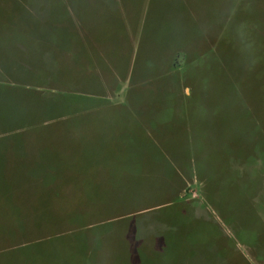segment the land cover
Segmentation results:
<instances>
[{"label":"rangeland","instance_id":"374dc122","mask_svg":"<svg viewBox=\"0 0 264 264\" xmlns=\"http://www.w3.org/2000/svg\"><path fill=\"white\" fill-rule=\"evenodd\" d=\"M0 264H264V0H0Z\"/></svg>","mask_w":264,"mask_h":264}]
</instances>
